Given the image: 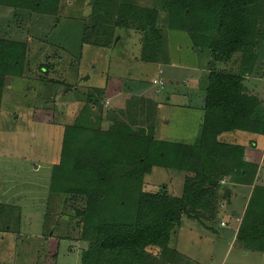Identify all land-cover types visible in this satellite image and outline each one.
<instances>
[{
	"label": "trees",
	"instance_id": "1",
	"mask_svg": "<svg viewBox=\"0 0 264 264\" xmlns=\"http://www.w3.org/2000/svg\"><path fill=\"white\" fill-rule=\"evenodd\" d=\"M138 1H92L99 13L84 28L82 44L112 48L117 28L135 30L141 36L139 60L158 64L164 34H184L192 52H207L211 65H228L239 58V71L210 70L200 132L193 143L158 141L156 121L137 128L139 113L156 119L160 111L152 97L145 98L147 94L135 97L120 91V99L112 100L114 107L104 109L106 88L91 91L87 101L92 103L71 125L61 126L50 187L51 193L65 197V204L69 199L84 200L83 209L74 208L72 215L86 244L81 264H167L169 245L183 219L212 230L219 191H225L221 203L231 197L221 182L253 187L259 173L247 155L249 150L257 152L255 140L264 141V100L252 94L245 81L257 71L264 0H152L150 7ZM61 5L62 0H0V7L26 11L31 17L56 16ZM26 53L24 43L0 38V109L4 79L24 77ZM51 68L41 66L40 71ZM124 115L128 121L123 122ZM241 134L246 142L238 140L245 138ZM155 168L185 175L180 197L168 193L166 186L145 191V179ZM253 190L259 195L255 201L259 211L245 214L237 236L241 241L257 240L247 250L262 251L264 197Z\"/></svg>",
	"mask_w": 264,
	"mask_h": 264
},
{
	"label": "rangeland",
	"instance_id": "2",
	"mask_svg": "<svg viewBox=\"0 0 264 264\" xmlns=\"http://www.w3.org/2000/svg\"><path fill=\"white\" fill-rule=\"evenodd\" d=\"M92 1L62 0L53 17H31L26 11L0 7V38L22 42L28 48L24 77L4 79L0 179L8 176L13 180L14 175L40 179L35 190L38 202H33L38 207L32 211L39 214L33 219L25 208L26 200L33 197L19 192L20 188L30 190L24 182L9 186L0 182V264H81L86 244L80 240L72 215L74 208L83 209L84 200L69 199L65 204L63 195L51 193L50 175L51 166L58 162L61 126L71 125L83 107L92 103L87 101L91 91L107 89V110L114 107L113 99H120V91L135 97L147 94L145 98H153L160 111L156 119L139 113L137 128L151 127L156 121L158 141L193 143L200 132L210 70L239 71V58L228 65H211L207 52H192V43L184 34H164L163 59L158 64L139 60L141 36L135 30L117 28L112 48L83 45V30L99 13L98 4L92 5ZM138 4L153 5L152 0H139ZM255 53L257 71L246 77L245 86L264 100V39ZM46 65L52 68L47 73L40 71ZM246 139L238 138L241 142ZM255 143L257 152L249 150L248 154L259 166L255 185L235 187L222 181L231 197L221 203L225 191H219L213 229L183 219L169 245L167 264H264V248L247 250L259 242L241 241L237 236L245 214L253 216L259 211L255 204L259 195L254 196L253 189L264 197V141ZM184 179L182 173L155 168L145 179L144 189L157 192L166 186L168 193L180 197Z\"/></svg>",
	"mask_w": 264,
	"mask_h": 264
},
{
	"label": "crops",
	"instance_id": "3",
	"mask_svg": "<svg viewBox=\"0 0 264 264\" xmlns=\"http://www.w3.org/2000/svg\"><path fill=\"white\" fill-rule=\"evenodd\" d=\"M257 151V150H256ZM249 155L251 154L250 152L248 153ZM247 155V158L249 159V157H252V156H249ZM250 161H252L250 159ZM38 169V168H37ZM14 179L12 180L10 177L6 176V177H3L0 179V182H2L3 184H6V186H9L11 185V183H16V182H21L23 181L24 182V185L25 187L29 188L30 190L28 189H23V188H20L22 189L20 192V194L23 196L25 195L26 198H28L27 196H30V197H33V199H28L26 200V202H29V204H27L25 206V208L29 211V213L27 214V216H30V218H35L37 216V214H39L38 212H32V211H35L37 210V207L34 203L38 202V199H35L37 198V194L35 196V190H36V187H37V180H40V179H31V178H27L25 175H22V177H17L14 175ZM10 183V184H9ZM32 186V187H31ZM34 187V189L32 190V188ZM23 200V199H22ZM34 200V201H33ZM25 202V201H23ZM34 202V203H33Z\"/></svg>",
	"mask_w": 264,
	"mask_h": 264
},
{
	"label": "water",
	"instance_id": "4",
	"mask_svg": "<svg viewBox=\"0 0 264 264\" xmlns=\"http://www.w3.org/2000/svg\"><path fill=\"white\" fill-rule=\"evenodd\" d=\"M86 80H87V78H86Z\"/></svg>",
	"mask_w": 264,
	"mask_h": 264
}]
</instances>
